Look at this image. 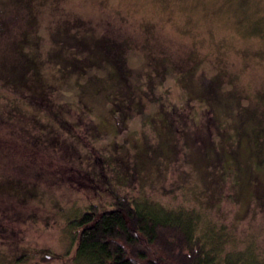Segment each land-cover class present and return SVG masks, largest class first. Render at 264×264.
Segmentation results:
<instances>
[{
	"label": "rangeland",
	"instance_id": "374dc122",
	"mask_svg": "<svg viewBox=\"0 0 264 264\" xmlns=\"http://www.w3.org/2000/svg\"><path fill=\"white\" fill-rule=\"evenodd\" d=\"M74 20L85 22L89 34L128 43L124 69L141 110L119 124L107 96L110 67L90 71L94 78L86 83L84 102L93 118L85 114L78 125L83 143L72 163L81 169L71 167L60 149L10 136L32 114L50 117L0 82V126L8 125L0 147L11 152V161H0V174L16 177L17 190L39 187L29 202L19 193L0 195V264H74L69 222L90 206L112 207V190L168 208L198 205L203 220L212 227L226 224L235 246L250 245L264 260V139L256 148L242 142L243 170L227 169L233 186L225 190L218 180L205 179L209 168L193 142L215 138L231 165L232 144L220 141L221 133L235 140L238 122L242 133L264 132V0H0V78L25 27L37 46L30 50L46 58L57 28ZM57 67L44 63V76L58 87V102L74 108L64 116L76 121L82 115L78 77L60 79ZM214 76L224 85L211 103L196 98L202 81ZM172 107L178 119L170 116ZM101 156L112 158L105 169L95 160ZM136 162L142 169H132ZM104 175L108 179L101 180Z\"/></svg>",
	"mask_w": 264,
	"mask_h": 264
},
{
	"label": "trees",
	"instance_id": "16d2710c",
	"mask_svg": "<svg viewBox=\"0 0 264 264\" xmlns=\"http://www.w3.org/2000/svg\"><path fill=\"white\" fill-rule=\"evenodd\" d=\"M86 26L85 22L80 20L64 21L53 34L54 49L46 58L39 52L30 50L32 43L34 49L37 46L25 27L19 37L16 56L4 66L6 72L0 78L1 86L13 91L26 106H31L37 112L40 111L50 117L43 121L36 119L32 114L25 120V124H20L18 132L10 136H17L26 144H30V140L33 143L40 142L45 150L54 149L56 152L60 149L71 167H80L72 164L76 160V155L81 152L79 148L83 143L80 139L81 127L78 125L86 121L83 117L85 114L88 118H93L92 110L84 102L86 83L94 78L89 74L90 71L110 67L108 78L111 79V85L107 96L111 104V115L117 118L119 124L126 122L131 113L141 110V104L134 101L129 83L130 73L128 69H124L127 64L125 54L129 47L128 43H119L108 35L89 34L87 30L89 27ZM47 62H53L58 66L60 79L67 80L77 75L79 102H82L79 106L81 110L79 115L82 113L80 121L79 119L72 121L64 116V113L70 112L73 107L67 102H58V87L48 82L43 73L44 63ZM223 82L221 76H214L209 82L208 79L203 80L199 90L195 92L196 98L211 103L216 90L224 85ZM103 89V85H99L97 91ZM170 116L178 119L177 109L172 107ZM211 116L216 120L213 112ZM235 126L237 127L235 140H232L227 132H222L219 139L232 144L228 153L233 161L231 165H227L222 145H216L215 138L211 140L210 136L206 135V139L202 138L199 141L196 137L193 141L194 147L201 152V158L209 168L210 177L206 176L205 179L218 180L217 183L224 188L222 190L233 186L229 184L227 169H234L236 173L243 170L239 163V154H242L239 148L241 146L243 148V145L256 148L264 139L262 130L242 133V125L238 122ZM4 128H8V125L0 126L1 133ZM59 135L65 138H60ZM3 137L4 134L0 137V145L5 143ZM7 149L0 147L2 151L0 161H11V157L6 156L11 153ZM254 157H258V154ZM95 160L103 166H93L99 167L98 169H105V166L112 163V158L109 157L101 156ZM28 166L34 168L33 164ZM132 169L142 168L136 162ZM106 179H108L106 175L101 178ZM17 182L16 177L4 178V174H0V195L12 197L19 193L20 200L24 202L37 197L39 187L17 190ZM112 193L114 201L112 207L90 206L69 222L73 227L74 264H264V260L257 257L250 245L243 248L234 245L236 241L231 238L234 235L226 224L214 223L212 227L203 220L202 210L198 205L185 203L177 208H168L147 199H128L116 190H112ZM233 196L234 194L229 198L232 199ZM215 197L210 198L213 199L211 201H215ZM2 213L1 206L0 216Z\"/></svg>",
	"mask_w": 264,
	"mask_h": 264
}]
</instances>
